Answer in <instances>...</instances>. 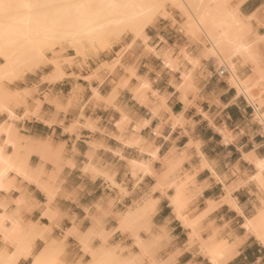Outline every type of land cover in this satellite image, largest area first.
<instances>
[{
	"label": "crops",
	"instance_id": "1",
	"mask_svg": "<svg viewBox=\"0 0 264 264\" xmlns=\"http://www.w3.org/2000/svg\"><path fill=\"white\" fill-rule=\"evenodd\" d=\"M238 13L249 17L259 37L253 45L257 72L250 62H235L238 78L251 85V103L231 85L228 72L217 75L213 62L164 19L146 27V42L128 39L99 53L91 70L65 67L69 75L50 83L41 78L51 69H42L5 84L19 96L6 103L15 118L0 110L2 154L15 168L18 163L28 168L51 192L49 198L36 182L8 171L6 181L12 187L0 189V206L5 208L0 213L12 215L23 228L29 222L48 228L43 229L45 239L35 237L30 256L17 264L28 262L52 240L60 242L64 262L85 257L77 234L88 231L92 245H100L98 236L104 233L107 245L136 250L131 235L117 227L126 211L148 200L150 225L141 218L138 235L150 243L152 260L211 264L196 239L215 237L235 243L236 252L222 264H264V247L243 226L264 195L252 160L264 159V123L255 117V108L264 112V0H240ZM127 45L119 65L93 73L102 63H112ZM186 73L190 87L185 90ZM135 90L145 95L140 91L138 98ZM4 127L12 132H3ZM9 135L18 151L14 142L8 143ZM175 162L179 167L172 169ZM260 177L264 180V169ZM180 183L187 190L181 192L185 207L180 213L193 217L190 222L199 234L192 244V228L181 223L170 201Z\"/></svg>",
	"mask_w": 264,
	"mask_h": 264
},
{
	"label": "bare ground",
	"instance_id": "2",
	"mask_svg": "<svg viewBox=\"0 0 264 264\" xmlns=\"http://www.w3.org/2000/svg\"><path fill=\"white\" fill-rule=\"evenodd\" d=\"M180 1L184 8H186L189 12L193 11V13L196 14V17H194V21L191 20V22L188 23L190 31L195 33L197 32V29H200L203 32L209 43V46L206 47L207 53L211 56H217V58H220V60L222 61L221 64H223L226 69L229 70V72H232L229 73V75L231 74L229 78L231 79L232 86L237 88L241 94L243 93L248 101H251V98L253 97L250 93L251 88L248 86L245 80H241L240 78H238V76L235 75L236 69L233 63L234 58L249 57L253 52V43L250 42V44L248 42L249 39H247L248 37H245L247 36V34H251L249 33V31L251 32V29L248 20L247 22H243L238 12H231L228 10L227 0H0V51L4 59V63L0 65V79H5L7 82L12 83L16 79H21L25 71L32 72L37 67L41 68L46 67L47 65H51V71L43 75L44 81H60L69 74L67 75L65 73V70L63 69L62 64L60 63V61H58V59L54 57H46L45 52L52 51L56 45H60L61 43H68V45L75 52V55L68 58L71 59V61H77L80 58L85 57L86 54L84 52L85 50H87L86 48L93 50H95L96 47L104 49L106 46H108L107 44L112 38H119L122 32L126 30H130L134 33L140 32L144 34L146 27L151 24L157 16L165 15L166 10L164 9V7L166 5H175L177 7H180ZM247 18L249 19V17ZM168 64L169 60L167 62V65ZM173 68L174 67L172 66V69ZM182 76L183 81H186V85L183 87L186 90V87H190V84L187 83L189 82L190 77L188 78L189 75H187V73ZM182 84L184 85L185 83L182 82ZM142 87H144V85ZM178 89L180 90V88ZM185 90H183V93ZM92 91L95 95H97L96 89H93ZM137 91L135 90V93ZM140 91L139 92L142 93V90ZM138 93H136L137 96ZM142 94H140L138 98L142 96ZM18 96L16 91H8L5 88V85L0 82V110L4 111L2 109H5L9 118H15V116L12 110L7 108L6 106L12 99L16 100L15 97L18 98ZM255 112H257V117L261 119L260 121L262 122V120H264V112L263 114L259 113L257 108H255ZM6 127L3 128V132L5 130V133H7L10 126L8 127V129H5ZM9 131L11 130L9 129ZM0 132H2V129L0 130ZM8 138V143L11 145V143L14 142L15 144L13 143L12 147L15 145L18 151L19 147L18 143L16 145V139L13 141L10 140V135L8 136ZM12 138H14V136ZM1 148L0 189H5L4 191H6L9 186L12 187L11 183L8 186V181H6V178L8 171L13 170L14 172L16 171L17 174L19 173V175L23 176L26 180L29 179L28 181L32 180L33 183L36 182V186H39V188L41 187L40 189H43V191L47 190L46 192L49 196V193L51 192H49L48 190L50 188H46L47 184L43 185V182H41L43 180L40 181L41 183L37 182L38 176L37 178L35 177L36 179H33L34 175L31 177V175H29V169L27 168L25 170L26 167L22 166L21 163L15 165L20 166L19 168H15L14 163L12 165V162H10L11 160L8 161L7 156H3L4 154H2L3 152ZM165 159L168 160L167 158ZM21 160L23 161V159ZM178 160L180 161V165L182 159ZM252 160L259 170L258 177L260 184L262 185V183H264V180L260 177V174L263 169L258 167V165L261 161H264V159L253 158ZM174 161L176 160L174 159ZM172 165V169L179 167V165L177 166L176 162ZM166 166L168 167V165ZM27 170L29 171V173ZM182 185H177V188L174 187L175 185H173L176 192L174 190L175 195L171 196L170 201L171 205H173V208L176 211V216H178L177 218L181 220V223L186 227L190 226V228L193 229H191L193 235H191L192 238L190 240V242H192L194 237H197L199 234L197 232L198 235H196V230L191 223L192 221L194 223V220L192 219L193 217L190 219L192 220L190 222L189 217H186L187 214L181 215L180 213V210L185 207L183 206L184 199L182 198V196H184V193L181 192H183L184 187L186 186L183 185L182 187ZM168 187L169 186L167 185V188ZM262 188L264 189V187ZM148 201H146L147 203H144L143 206L140 205L139 207H134L135 209L126 211L122 217L119 216L121 217V219H119L120 227H124L138 215H141L144 219H146L148 224L150 214H152L151 212L153 211L151 209L152 201L151 204H149L150 202ZM185 202L186 201H184V203ZM233 202L234 201L229 203L241 214L240 209ZM226 203L228 204V201ZM149 205L150 210L152 211L149 210ZM45 214L46 213H43L42 215L46 216ZM11 217H9V214L6 215V213L4 212L0 213V234L3 236L2 238L4 240L9 238L8 240L12 239L14 240L13 243L15 242L13 252L6 253L0 251V264H17L18 260L21 257L28 258L30 256V252L32 251H30V249H32L31 243L33 242V239L37 236L45 239L44 236H46L44 235L45 230L43 231L46 226L42 229L41 226L38 225V228L36 224L33 225L29 222L28 227L23 228L18 219L15 220L13 219V217ZM47 217H49V214ZM6 221H8L9 225H6ZM148 225H150V223ZM195 225L197 226L196 223ZM243 226L262 245V247H264V238H262L264 237V200H262L261 206L257 209L256 213L252 217H244ZM147 227L149 228V226ZM40 228L42 230H40ZM103 234L98 236L102 241L104 240ZM91 235H93L91 234V231H88L87 233L81 235L77 234L78 241L90 249L89 244H91ZM214 238L215 237H210L208 241L205 242L204 247H200V250L204 256L208 257V260H210L211 264H222L223 261L225 262L226 259H228L236 252L235 243L231 244L226 240H218ZM154 242L151 241V243ZM59 243L54 240L49 241V243H47L44 248H42L38 253L32 255L30 264H44L48 258L56 256L57 252L60 250ZM142 244L143 243H141L139 239L135 240L136 246L145 247L142 246ZM116 247L118 248V246H111V248L109 247V249H107L106 247L107 250L99 248L96 249L95 252L92 251V261L89 264H138V262H136L135 260L128 259L127 257L125 258L123 256L122 258L121 256L120 258L119 254L118 257V255H116L115 253ZM170 260L171 259H167L165 260V262L153 261L152 264H167V261L170 262Z\"/></svg>",
	"mask_w": 264,
	"mask_h": 264
},
{
	"label": "rangeland",
	"instance_id": "3",
	"mask_svg": "<svg viewBox=\"0 0 264 264\" xmlns=\"http://www.w3.org/2000/svg\"><path fill=\"white\" fill-rule=\"evenodd\" d=\"M180 4H181L180 7H177L175 5H166L164 7V9L166 10L165 11V15L164 16H157L152 21V23L154 21H156L157 19H164L165 21L169 22L172 26H175L178 29H180V31L183 34V36L188 39L189 44H191L197 50H200V54H201V56L204 59L212 61L214 66H215V68H218L221 65H223V64H221L222 61L220 60L219 57H218L219 58L218 59L217 56H211V55H209L207 53L206 47L209 46V43H208V41L206 39V36L203 34V32L200 29H197V32H195V33L190 31L188 23L191 22V20L194 21V19H195L194 17H196L195 16L196 14L193 13V11L189 12L186 8H184V6L182 5L181 1H180ZM239 4H240V0H227L228 10L231 11V12H233V11L234 12H238L237 9H238ZM241 19L243 20V22H247V20L249 22L248 18H245V17L241 16ZM249 26H250V29H251V32L249 31V33H251V34H249V35L247 34V36H245V37L246 38L248 37L247 38V39H249L248 42L249 43L251 42L254 45V43H256L259 40V37L257 36L256 31L251 28L250 24H249ZM139 33H134V32H132L130 30H126V31L122 32V34H121V36L119 38H117V39L112 38L108 42V44H107L108 46H106L104 49L97 48V47L95 48V50L86 48L88 51L85 50V52H84L86 54L85 57L84 58L82 57L83 59L80 58L77 61H74V60L71 61V59L68 58V57H71V56L75 55L74 50L68 45V43H61L60 45H56L52 51L45 52V56L48 57V58L49 57H54V58L58 59V61H60V63L62 64L63 69L65 67L76 66L78 68L82 67V68H86V69L91 70V67H93V68L96 67V63H98L97 60H98L99 53L106 52L107 50H110L113 47V45H115V44H123L124 40H128V39L141 40L142 42H146L147 41V37H145L146 35H144L145 31H144V34L143 33L139 34ZM250 35H251V37H250ZM129 47H130L129 45L124 46V48H122L121 50H119L116 53L117 57L112 63H102L100 66H98L93 71V73H96L97 71H99L102 68H107L108 70L111 71L112 68H114L116 65L120 64L121 55ZM256 55L257 54H256V52L254 50V47H253V52L251 53V55L249 57L234 58L233 59V61H234L233 63H234L235 69H236L235 62L240 60V62L242 64H244L246 62H250L252 64L253 69L255 70V72H257L258 67H257V64L255 63ZM91 61H93L95 63H92ZM3 63H4V59H3L2 55H1V51H0V65H2ZM42 69L48 71V70L52 69V66L51 65H47L45 68L44 67H41V68L37 67L32 72L25 71L24 75H26L28 73H34V72H37V71L39 73H41ZM227 71L229 72L228 69H227ZM229 73H232V72H229ZM235 73L234 74L237 76V70H235ZM79 76L80 75H75V79L79 78ZM230 76H231V74H230ZM90 77H88L86 79H90ZM260 79L264 80V77H260ZM16 80H18V79H16ZM228 80L231 83V79L228 78ZM241 80H244V79H241ZM41 81H44L43 76L41 78ZM245 81L248 84V80H245ZM0 82L3 83L4 85L6 83H9L5 79H2V80L0 79ZM46 82H49V81H46ZM50 83H53V82L50 81ZM248 86L251 87L250 84H248ZM5 88H6V86H5ZM7 90L10 91L9 89H7ZM237 91H238V93H240V91L238 89H237ZM253 100H254V98L252 97L251 98V102ZM255 117L258 118L256 114H255ZM262 200H264V195H263L262 199L259 198L260 206H261ZM141 218H143L141 215L136 216L128 224H126L124 227H120V223H119V226L117 227V229L120 230L121 233L128 232L131 235L132 239H133V244L134 245H135V240L139 239L141 241V243H143L142 246H145V247H140V246H136L135 245L137 247V249L136 250H132V249H130L128 247H120V246H118V248L116 247V249H115V253H116V255L119 254L120 258H121V256H122V258L124 256L125 258L127 257L128 259L135 260L136 262H138V264H152L154 260H152L150 243L147 242L146 240H143L138 235L139 230L142 229V226H140V224H138V222H139V220ZM246 231H247V234H250L247 229H246ZM0 236H1L0 239H1V242H2V247H0V251L6 252V253L13 252L14 251V247H15V242L13 243L14 240H12V239L8 240L9 238L4 240L2 238L3 236L1 234H0ZM77 238H78V236H77ZM11 240H12V242H11ZM194 240L195 239H193V241ZM196 240H198L200 242V247L201 246L204 247L205 242L208 241V240L207 241H202V239L200 237H197ZM105 242H106V239H105V235H104V240L103 241L101 240V244L100 245L99 244L98 245L89 244L90 245V249L87 246H85V245L80 243L81 244V248H82V253L85 254L86 256L85 257H77L76 259L68 260L67 262H64V260L60 257L61 256V251L59 250L57 252L56 256L48 258L45 261L44 264H89L92 261V254H93L92 251L95 252V250L99 249V248L103 249V250H107V249H109V247L111 248V246L107 245ZM192 242L189 241V244H192ZM90 243H91V241H90ZM106 247H107V249H106ZM119 255H118V257H119ZM21 258L26 259L24 257H21ZM31 258H32V255H31ZM31 258L29 259L28 262H25L24 264H30ZM107 264H109V263H107ZM110 264H115V263H110Z\"/></svg>",
	"mask_w": 264,
	"mask_h": 264
},
{
	"label": "snow or ice",
	"instance_id": "4",
	"mask_svg": "<svg viewBox=\"0 0 264 264\" xmlns=\"http://www.w3.org/2000/svg\"><path fill=\"white\" fill-rule=\"evenodd\" d=\"M6 6V5H5ZM144 87H147V85H144ZM262 104H264V101H262ZM126 119V118H125ZM145 123H147V122H145ZM262 123H264V120H262ZM262 134H264V133H262ZM227 142V141H226ZM251 156V153H249V157ZM248 157H245V159H247ZM258 167H260L261 169H264V161H261L260 163H259V165H258ZM262 187H264V183H262ZM262 238H264V237H262ZM170 264H176V261L175 260H173V261H171L170 262Z\"/></svg>",
	"mask_w": 264,
	"mask_h": 264
},
{
	"label": "built area",
	"instance_id": "5",
	"mask_svg": "<svg viewBox=\"0 0 264 264\" xmlns=\"http://www.w3.org/2000/svg\"><path fill=\"white\" fill-rule=\"evenodd\" d=\"M228 71H227V69H226V67L225 66H223V65H221L220 67H218V68H216V74L217 75H223V74H225V73H227ZM229 73V72H228Z\"/></svg>",
	"mask_w": 264,
	"mask_h": 264
}]
</instances>
